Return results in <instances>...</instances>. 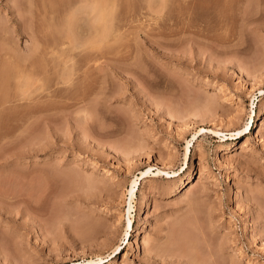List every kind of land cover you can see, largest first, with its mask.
Here are the masks:
<instances>
[{
  "label": "rangeland",
  "instance_id": "rangeland-1",
  "mask_svg": "<svg viewBox=\"0 0 264 264\" xmlns=\"http://www.w3.org/2000/svg\"><path fill=\"white\" fill-rule=\"evenodd\" d=\"M0 264H264V0H0Z\"/></svg>",
  "mask_w": 264,
  "mask_h": 264
},
{
  "label": "bare ground",
  "instance_id": "bare-ground-1",
  "mask_svg": "<svg viewBox=\"0 0 264 264\" xmlns=\"http://www.w3.org/2000/svg\"><path fill=\"white\" fill-rule=\"evenodd\" d=\"M150 171V168L149 169H147L146 171H143L142 173L144 174V173H148ZM158 172H161L160 170L158 171ZM137 184H138V180L136 179V180H134L133 182H132V186H131V188L129 189V193H130V198H129V202H128V204H130V206H129V209L128 210H130V208H131V206H132V201H133V198H134V195H135V192H136V189H137ZM130 212V211H129ZM132 218V217H131ZM129 222H128V225L129 226H131V224H132V220L129 218V220H128Z\"/></svg>",
  "mask_w": 264,
  "mask_h": 264
}]
</instances>
